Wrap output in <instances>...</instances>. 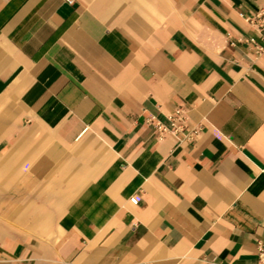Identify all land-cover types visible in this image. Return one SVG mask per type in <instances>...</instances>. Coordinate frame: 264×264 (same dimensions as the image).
Listing matches in <instances>:
<instances>
[{"label": "crops", "instance_id": "1", "mask_svg": "<svg viewBox=\"0 0 264 264\" xmlns=\"http://www.w3.org/2000/svg\"><path fill=\"white\" fill-rule=\"evenodd\" d=\"M260 9L0 0V264H258Z\"/></svg>", "mask_w": 264, "mask_h": 264}, {"label": "built area", "instance_id": "2", "mask_svg": "<svg viewBox=\"0 0 264 264\" xmlns=\"http://www.w3.org/2000/svg\"><path fill=\"white\" fill-rule=\"evenodd\" d=\"M68 3H72L73 0H66ZM244 19L252 26L257 29L264 28V9H260L255 14L247 15ZM258 51L261 50V47H257ZM169 123L164 124L159 120L154 121V128L158 138H162L167 134H176L184 132L186 129V112L182 107H176L173 109L171 114L168 117ZM196 130H190L188 135H193ZM187 135V136H188ZM189 137V136H188ZM257 253H258V264H264V244L258 242L257 244Z\"/></svg>", "mask_w": 264, "mask_h": 264}]
</instances>
